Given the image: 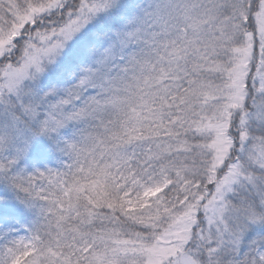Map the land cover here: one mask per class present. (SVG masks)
Wrapping results in <instances>:
<instances>
[{
    "label": "snow or ice",
    "instance_id": "6c2138e0",
    "mask_svg": "<svg viewBox=\"0 0 264 264\" xmlns=\"http://www.w3.org/2000/svg\"><path fill=\"white\" fill-rule=\"evenodd\" d=\"M0 264H264V0H0Z\"/></svg>",
    "mask_w": 264,
    "mask_h": 264
}]
</instances>
